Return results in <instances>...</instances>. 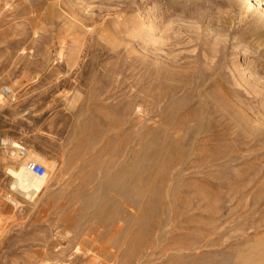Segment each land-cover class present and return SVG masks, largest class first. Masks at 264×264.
Masks as SVG:
<instances>
[{"label": "rangeland", "instance_id": "1", "mask_svg": "<svg viewBox=\"0 0 264 264\" xmlns=\"http://www.w3.org/2000/svg\"><path fill=\"white\" fill-rule=\"evenodd\" d=\"M4 87L0 264H264V0H0Z\"/></svg>", "mask_w": 264, "mask_h": 264}, {"label": "bare ground", "instance_id": "2", "mask_svg": "<svg viewBox=\"0 0 264 264\" xmlns=\"http://www.w3.org/2000/svg\"><path fill=\"white\" fill-rule=\"evenodd\" d=\"M4 98L5 96L1 94L0 101H2ZM27 159L31 162H41L46 167L45 169H47L50 172L53 171V165H49L46 161H44L41 157L37 155H31L28 152ZM5 171L7 173V176L10 177V181H11L10 190L17 192V194H19L24 200L28 202H32L33 199L37 195L41 194L47 186L46 185L47 178H48L47 171H46L45 177H42V178L35 177V176L28 174L24 170L23 163H19L15 167L7 168L5 169ZM13 212H16V211H13ZM5 215L6 214L3 213L4 222H3V226H2L0 233L5 227V224L9 225L15 219L14 214L8 217L7 216L5 217Z\"/></svg>", "mask_w": 264, "mask_h": 264}, {"label": "built area", "instance_id": "3", "mask_svg": "<svg viewBox=\"0 0 264 264\" xmlns=\"http://www.w3.org/2000/svg\"><path fill=\"white\" fill-rule=\"evenodd\" d=\"M1 91L3 96H5L9 100V102H14V97L8 88L4 87ZM0 153H3L8 159L23 163L24 170L28 174L39 178L46 176V169L43 165L27 160V149L21 142L8 136H1ZM4 202L12 211H18L19 209H21V204L10 195H7L4 198ZM3 222V211L0 207V231L3 226Z\"/></svg>", "mask_w": 264, "mask_h": 264}]
</instances>
